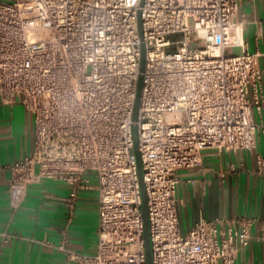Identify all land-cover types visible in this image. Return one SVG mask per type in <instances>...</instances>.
Returning <instances> with one entry per match:
<instances>
[{"label":"built area","instance_id":"1","mask_svg":"<svg viewBox=\"0 0 264 264\" xmlns=\"http://www.w3.org/2000/svg\"><path fill=\"white\" fill-rule=\"evenodd\" d=\"M241 1L0 0V103L34 118L32 152L7 166L12 207L43 178L72 186L71 207L87 172L99 182L97 253L71 249L64 231L53 246L68 263L148 264L132 128L140 76L153 264H236L250 244L247 216L201 217L183 233L178 197V172L205 149L255 152L264 133L261 53L244 39ZM257 165L264 175L260 155ZM10 237L0 233V257Z\"/></svg>","mask_w":264,"mask_h":264},{"label":"crops","instance_id":"2","mask_svg":"<svg viewBox=\"0 0 264 264\" xmlns=\"http://www.w3.org/2000/svg\"><path fill=\"white\" fill-rule=\"evenodd\" d=\"M244 39L250 51L261 53L264 90V0H242ZM239 54L240 48L229 50ZM257 123L264 121V109L255 113ZM34 146V118L20 104L0 103V233L11 237L3 247L0 264H75L53 245L66 231L70 248L94 256L99 242V182L87 172L89 188L78 191L74 207L69 197L72 186L61 179L43 178L31 184L21 205L12 207L9 196L11 172L7 168L31 153ZM264 159V133L258 132L255 152L203 151L200 166L178 172L180 227L188 232L205 217L256 219L252 240L238 255L236 264H264V175L258 174L257 156ZM1 243V241H0ZM51 243V244H49Z\"/></svg>","mask_w":264,"mask_h":264},{"label":"water","instance_id":"3","mask_svg":"<svg viewBox=\"0 0 264 264\" xmlns=\"http://www.w3.org/2000/svg\"><path fill=\"white\" fill-rule=\"evenodd\" d=\"M146 67V48L143 45L142 48V60H141V72L145 71ZM143 88V76H140L139 84H138V93L134 108L133 114V141H134V154L137 160V167H138V174L141 184V191H142V209L145 221V232H144V239H145V246H146V256L148 264H153V250H152V243H151V234H150V221H149V209H148V198L147 192L144 185V170H143V163H142V156L139 148V127L136 124L139 118V109H140V100H141V93Z\"/></svg>","mask_w":264,"mask_h":264},{"label":"rangeland","instance_id":"4","mask_svg":"<svg viewBox=\"0 0 264 264\" xmlns=\"http://www.w3.org/2000/svg\"><path fill=\"white\" fill-rule=\"evenodd\" d=\"M193 22V20L192 19H190V23H192Z\"/></svg>","mask_w":264,"mask_h":264}]
</instances>
